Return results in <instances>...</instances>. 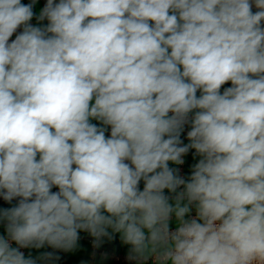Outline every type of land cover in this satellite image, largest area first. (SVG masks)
Here are the masks:
<instances>
[{
  "label": "clouds",
  "instance_id": "9594fccd",
  "mask_svg": "<svg viewBox=\"0 0 264 264\" xmlns=\"http://www.w3.org/2000/svg\"><path fill=\"white\" fill-rule=\"evenodd\" d=\"M37 3L0 0V264H264V0Z\"/></svg>",
  "mask_w": 264,
  "mask_h": 264
},
{
  "label": "crops",
  "instance_id": "0c3cea01",
  "mask_svg": "<svg viewBox=\"0 0 264 264\" xmlns=\"http://www.w3.org/2000/svg\"><path fill=\"white\" fill-rule=\"evenodd\" d=\"M30 0H22V3H29ZM46 3V0H38L36 8H42ZM253 11H256L253 6ZM32 24H36L37 21L35 18L31 21ZM44 24L47 21L43 22ZM21 29H18L20 31ZM13 36L12 39H14ZM231 86L230 83L224 85L223 87ZM223 91V88L222 90ZM199 95V93H198ZM92 123H96L98 126V121H92ZM106 135H110V128L106 132ZM185 132L182 134L181 139H184V143H188L187 138H185ZM195 150H190L189 153L184 157L185 163L183 165H170V167H179L181 169V174L184 176L190 175L191 167L195 163L198 162L199 157L194 155ZM141 189L143 188V182L140 185ZM54 190V189H53ZM166 194H168L166 192ZM15 201H13V204ZM11 207L10 204L3 201L0 198V208ZM191 215H195V211L191 213ZM172 227H175V218L173 217ZM0 235H5V227L3 223H0ZM13 246H15L13 244ZM129 251V246L124 245L120 239V235L118 233L113 234L112 239L103 238L100 246L97 248L94 246V238L91 237L87 232L80 233V240L78 242V247L71 252H64L62 250H54L48 246H45L42 249H25V255L31 252L33 257L39 256L43 252H54L56 255L60 257L59 260L54 261L53 264H136L135 261H129L127 259ZM47 264V262H44ZM147 264H152V260L149 259Z\"/></svg>",
  "mask_w": 264,
  "mask_h": 264
},
{
  "label": "built area",
  "instance_id": "2783aa9c",
  "mask_svg": "<svg viewBox=\"0 0 264 264\" xmlns=\"http://www.w3.org/2000/svg\"><path fill=\"white\" fill-rule=\"evenodd\" d=\"M187 131H188V128L186 127L185 128V134L187 135ZM185 138H186V136H185ZM183 141H184V139H182ZM56 189H54V191H55ZM174 229V228H173ZM21 251H24L25 252V249H21Z\"/></svg>",
  "mask_w": 264,
  "mask_h": 264
}]
</instances>
